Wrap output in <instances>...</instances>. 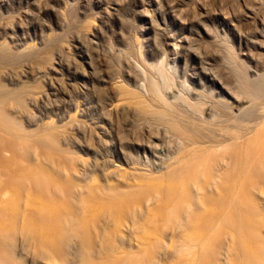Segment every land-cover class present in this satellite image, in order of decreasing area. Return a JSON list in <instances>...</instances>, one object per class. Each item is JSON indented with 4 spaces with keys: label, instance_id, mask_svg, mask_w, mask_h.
<instances>
[{
    "label": "rangeland",
    "instance_id": "rangeland-1",
    "mask_svg": "<svg viewBox=\"0 0 264 264\" xmlns=\"http://www.w3.org/2000/svg\"><path fill=\"white\" fill-rule=\"evenodd\" d=\"M263 76L264 0H0V82L25 93L14 115L55 129L91 186L161 172L180 146L124 92L178 123L232 125L264 114V95L241 90ZM8 193L14 207L20 194Z\"/></svg>",
    "mask_w": 264,
    "mask_h": 264
},
{
    "label": "bare ground",
    "instance_id": "bare-ground-1",
    "mask_svg": "<svg viewBox=\"0 0 264 264\" xmlns=\"http://www.w3.org/2000/svg\"><path fill=\"white\" fill-rule=\"evenodd\" d=\"M241 87L261 97L264 76ZM124 94L180 146L161 172H112L95 187L55 129L22 125L24 91L0 82V228H12L0 229V264H264V114L178 123Z\"/></svg>",
    "mask_w": 264,
    "mask_h": 264
}]
</instances>
